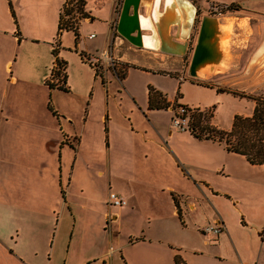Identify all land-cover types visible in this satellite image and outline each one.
<instances>
[{
	"label": "crops",
	"instance_id": "obj_1",
	"mask_svg": "<svg viewBox=\"0 0 264 264\" xmlns=\"http://www.w3.org/2000/svg\"><path fill=\"white\" fill-rule=\"evenodd\" d=\"M144 3L139 12L153 22L151 0L149 5ZM114 5L115 0H111L103 17L95 18L88 11L90 16L79 20L78 38L82 21L96 20L104 28L97 34L89 31L93 36H84L82 47L78 38L76 43L60 42L57 55L73 52L84 63L78 52L98 54L108 46L112 53L113 44L123 40L112 33ZM239 17L252 20V34L256 35L250 41L240 77L245 90L242 95L250 97V92L264 86V16L249 11ZM175 31L176 27L172 39L181 42ZM139 48L158 50V56L177 55L159 50V45ZM0 62L3 68H10L7 75L0 73V264H175L174 255L184 262L180 252L188 250L189 240L196 238L207 247L199 253L212 259L228 264H264V162L249 163L221 142L197 139L188 130L179 132L170 118L164 127L150 119V125L141 127L125 113L116 148L118 166H113L106 158L112 144L110 117L104 107L99 120L105 157L98 161L100 165H92L85 136L92 104L81 105L76 124L62 117L49 126L46 119L15 117L10 101L12 85L19 77H26L25 72L21 76L12 73L13 59L6 57ZM66 78L67 74L65 84ZM44 79L42 84L46 85ZM46 106L52 116L58 115L56 109ZM146 110L147 114L159 109ZM149 132L156 133V139L148 136ZM206 172L229 179L230 187L211 186ZM87 177L98 182L93 184ZM189 181L198 188V196L187 195L178 187ZM109 190L122 195L126 203L108 205ZM145 203L152 210L140 212L144 220L120 231V221ZM196 208L207 211L206 219H188L187 212ZM214 221L221 224L218 233L203 234L200 228ZM183 234L184 241L176 239Z\"/></svg>",
	"mask_w": 264,
	"mask_h": 264
},
{
	"label": "rangeland",
	"instance_id": "obj_2",
	"mask_svg": "<svg viewBox=\"0 0 264 264\" xmlns=\"http://www.w3.org/2000/svg\"><path fill=\"white\" fill-rule=\"evenodd\" d=\"M142 1L149 5L150 0ZM60 2L61 0H0V61L6 57L13 59L15 62L12 73L21 76L25 72L23 76L26 77H19L12 85L13 90L9 100L12 101L11 106L15 117L29 115L33 118L46 119L48 126L54 119L61 120L62 117L76 124L81 105L87 102L92 104L91 112L87 117L88 126L85 128L87 146L90 150L88 158L92 165L98 164L100 158L105 157L102 123L99 120V114L104 107L107 108V115L110 117L108 134L112 144L106 158L112 162L113 166H118L116 148L119 147L125 113L136 120V124L141 127L150 125L149 119L164 127L170 118L171 125L180 132V129L172 122V117L178 119L181 116L176 112L177 104L188 107L197 106L207 109L208 112L212 111V121L222 128L230 124L234 114L246 115L251 112L252 98L239 95L245 92L241 88L240 77L247 52L251 48L250 41H253L256 35L252 34V20L239 16H245L249 11L264 16V0H192L196 13L191 28V41H185L186 49L183 55L161 54L158 56L161 53L158 50H145L123 39L114 27L113 35L123 40L113 44L114 49L112 53L110 52L113 62L110 65L97 69L92 63L86 61L85 57H82L84 63L80 61L78 55L73 52L66 51L62 52L63 55L58 54L66 61V91L58 88L48 89L47 85L42 84L43 78L49 77L51 60L49 43L55 36L56 10ZM110 2L111 0H85V7L95 18L103 17L109 11ZM229 2L235 4L226 10L223 9V5ZM9 4L15 22L11 16ZM120 4L121 0H115V20ZM203 15L210 16L216 24L212 41L217 56L207 60L213 62V68L211 67L209 72L198 74L195 70V75L191 76L188 74L187 67L195 43L198 23ZM100 25L96 20L92 23L82 21L79 27L78 46L84 45L85 33L94 31L97 34L100 28H104L103 24L101 27ZM174 28L175 26H171L170 34H173ZM72 40L71 31L63 30L60 33V42L71 44ZM21 58L24 59L23 65L20 63ZM43 62H45V68L42 67ZM88 64L92 67L90 68ZM102 69H106V72ZM9 71L10 68H3L0 62V73L7 75ZM123 72V78L120 80ZM149 85L169 99V105L165 109L148 111L149 113L146 114V87ZM250 93L253 96H264V86ZM46 104L56 109L58 115L52 116ZM184 120L180 124L184 130H187L189 120L187 115L184 116ZM65 126L63 123V127ZM155 134L149 132L148 136L156 139ZM205 176L211 180L213 187H230V180L227 178L215 177L209 172H206ZM86 180L93 184L98 182L95 178L87 177ZM178 187L187 195L198 196V188L190 181ZM151 210V206L147 203L139 206L133 210L135 212L128 213L120 221L119 230L124 232L130 228V225L142 222L144 219H141L140 212L147 213ZM206 213V210L201 211L196 208L194 211H188L187 217L188 219L196 217L203 221ZM173 219L176 221L174 217ZM178 237L179 235L176 236L177 240L185 239L184 234L179 237L180 239ZM189 242V249L180 252L185 264H228L199 253L207 247L200 245L197 238L190 239Z\"/></svg>",
	"mask_w": 264,
	"mask_h": 264
},
{
	"label": "trees",
	"instance_id": "obj_3",
	"mask_svg": "<svg viewBox=\"0 0 264 264\" xmlns=\"http://www.w3.org/2000/svg\"><path fill=\"white\" fill-rule=\"evenodd\" d=\"M234 4L233 2L224 4L223 9L226 10ZM84 5L85 0H63L59 6L55 36L51 42L53 59L49 77L44 79V83L48 88L55 87L67 90V85L65 84L66 61L57 55L60 43L59 36L63 30H69L72 32L73 42L76 43L79 20L90 16L88 11L85 10ZM10 13L15 22L11 8ZM78 54L81 59L84 57V53L78 52ZM89 66L91 65L89 64ZM123 74L124 72L121 74V77H123ZM248 96L254 101L251 112L247 115L234 114L228 128L219 127L212 122V111L208 112L207 109L204 110L197 106L188 107L184 105L189 109L187 113L189 119L188 132L197 139L221 142L226 150L242 154L249 163L260 164L264 162V96ZM168 105L169 101L159 90L150 85L146 87L147 109H165ZM174 263L184 264L177 254L174 255Z\"/></svg>",
	"mask_w": 264,
	"mask_h": 264
},
{
	"label": "bare ground",
	"instance_id": "obj_4",
	"mask_svg": "<svg viewBox=\"0 0 264 264\" xmlns=\"http://www.w3.org/2000/svg\"><path fill=\"white\" fill-rule=\"evenodd\" d=\"M161 2H163L162 10H159ZM151 5V16L154 25L149 15L139 12L142 30L150 32L143 33V46L154 48L159 45V50L161 51L182 54L185 49V40L189 36L195 17L194 3L191 0H153ZM171 26L176 27L174 35L181 39V42H176L172 39L169 33ZM212 26L213 28L216 27L215 22H212ZM156 35H158L159 40ZM212 66L213 62L206 61L197 66L195 70L198 74L209 72Z\"/></svg>",
	"mask_w": 264,
	"mask_h": 264
},
{
	"label": "water",
	"instance_id": "obj_5",
	"mask_svg": "<svg viewBox=\"0 0 264 264\" xmlns=\"http://www.w3.org/2000/svg\"><path fill=\"white\" fill-rule=\"evenodd\" d=\"M142 2V0H121L115 22L116 32L123 39L137 47L143 46V33L141 32L142 27L139 21L140 13L138 10ZM212 21V18L207 15H203L199 20L195 43L193 44L187 67L188 74L191 76L195 75V69L197 66L207 60H212L217 56L214 42L210 41L214 33Z\"/></svg>",
	"mask_w": 264,
	"mask_h": 264
},
{
	"label": "built area",
	"instance_id": "obj_6",
	"mask_svg": "<svg viewBox=\"0 0 264 264\" xmlns=\"http://www.w3.org/2000/svg\"><path fill=\"white\" fill-rule=\"evenodd\" d=\"M86 36L92 37L93 32H89ZM108 49L109 48L107 46L104 49H101L98 54H88V55H84V57L86 58V61L92 63L94 67L99 69V67L108 64L110 65L113 62V58L111 56L110 50ZM188 111L189 109H187L184 105L177 104L176 112H178L181 116L178 119L172 117V122L180 130H184L183 126L180 123H183L185 121L184 116L187 115ZM106 201L108 205H115V206H121L126 203V199L122 195H120L119 193L113 190L108 191ZM220 229H221V224L218 221L207 223L200 228L203 234H214V235L217 234Z\"/></svg>",
	"mask_w": 264,
	"mask_h": 264
},
{
	"label": "flooded vegetation",
	"instance_id": "obj_7",
	"mask_svg": "<svg viewBox=\"0 0 264 264\" xmlns=\"http://www.w3.org/2000/svg\"><path fill=\"white\" fill-rule=\"evenodd\" d=\"M162 1H163V0H162ZM162 6H163V2H161V6H160V8H159L160 10H162ZM140 7H142V6H139V8H140ZM138 10H139V9H138ZM192 26H193V25H192ZM114 27H115V25H114ZM146 33H150V32L147 31ZM191 33H192V32L189 33V36L186 38V41H191V39H190V37H191ZM118 35H119V34H118ZM210 41H212V37H211ZM186 44H187V43H186ZM185 49H186V47H185ZM183 53H184V52H183ZM177 55H183V54H177Z\"/></svg>",
	"mask_w": 264,
	"mask_h": 264
}]
</instances>
